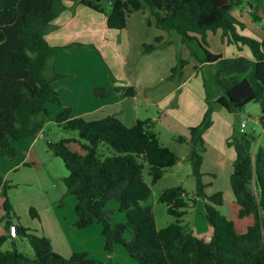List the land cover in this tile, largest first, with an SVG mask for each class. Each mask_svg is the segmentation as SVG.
Masks as SVG:
<instances>
[{
	"label": "trees",
	"instance_id": "1",
	"mask_svg": "<svg viewBox=\"0 0 264 264\" xmlns=\"http://www.w3.org/2000/svg\"><path fill=\"white\" fill-rule=\"evenodd\" d=\"M69 1L104 13L111 29L125 28L131 12L148 9L158 28L179 37L201 64L198 69L209 70L206 76L202 74L206 104L202 119L189 128V136L176 137L189 145L187 158L192 164L196 190L193 197L186 195L182 185L159 193L158 201L174 217L161 228L156 227L151 206L144 204L151 188L143 178V169L147 165L150 182L155 183L180 157L161 143L155 120L138 118L128 126L114 115L96 119L73 116L72 109L63 106L51 85L61 76L54 69L56 55L71 44L52 46L45 34ZM248 2L252 18L260 19L258 7ZM242 7L243 0H113L106 11L102 0H0V156L13 159V141L40 131L48 113L46 104H57L61 109L56 125L64 131L76 130L85 141L81 142L82 153L67 146L79 141L76 138L47 141L49 152L59 157L67 170L63 177L65 196L76 198L73 227L82 229L99 223L108 254V262L91 258L86 251H74L65 257L52 248L48 237L17 223V236L28 239L34 256L18 251L15 239L6 232L0 234V264H112L115 244H121L138 264H264V149L258 147L252 154L237 151L234 159L230 185L235 216L244 219L239 230L220 210L224 204L222 192H205L200 170L205 149L203 134L212 124L213 110L223 107L238 114L254 101L259 103V117L264 121V37L258 39L238 32L237 27L244 28L245 24L232 12ZM218 29L222 40L236 44L239 50L247 46L254 61L251 63L243 54L223 59L220 53L211 51L206 35ZM160 40L161 36H157L156 41ZM169 42L171 38L164 41ZM143 47L144 52H149L157 45L145 43ZM177 58L169 75L175 81H179L188 62L179 55ZM251 72L253 82L249 81ZM93 93L105 96L108 90L95 87ZM133 94V88L127 89L126 95ZM100 143L111 147L114 153L99 155ZM226 143L232 145V138ZM9 186L0 173L1 208L6 216L12 210ZM196 197L203 200L206 221V229L200 233L184 222ZM110 199L117 200L124 221L111 223L110 212L105 208ZM29 213L38 218L34 207L29 208ZM126 232L130 234L128 240L124 237ZM8 239L11 248L3 249Z\"/></svg>",
	"mask_w": 264,
	"mask_h": 264
},
{
	"label": "crops",
	"instance_id": "2",
	"mask_svg": "<svg viewBox=\"0 0 264 264\" xmlns=\"http://www.w3.org/2000/svg\"><path fill=\"white\" fill-rule=\"evenodd\" d=\"M247 11L250 9L247 10L242 7L232 13L245 24ZM137 13H141L142 16L133 18L135 23L133 26L130 19ZM258 15L260 16L259 13ZM142 17L147 18V25ZM260 18L261 21H264L262 16ZM52 24V29L45 34L47 42L52 46L71 45L57 53L54 69L61 76L52 80L51 85L58 93L63 106L72 109L73 116L96 119L106 115H114L126 125L131 126L138 118L150 117L158 122L160 120V118H156V113H158L169 116L173 121H170L168 126L176 127L178 130L180 128L189 130L191 126L198 124L201 120L206 109L203 78L198 75V68L201 64L197 62L193 65L197 67L190 71H186L188 67L184 66L179 81L171 79L169 77L170 69L174 66L178 55L183 58L189 56V50L184 44H181L176 35H171V42L164 43V41L169 40L167 32L155 25L154 18L147 15L146 9L130 13L125 28L111 29L106 25V17L101 16L100 12L83 4L69 1L66 3V8L52 21ZM102 32L105 34H101ZM210 33L220 35V30L207 32V44H209ZM245 33L252 36L247 32ZM112 36L115 40L110 39ZM157 36H161L160 41H156ZM263 37L264 31L261 36L255 38L262 39ZM220 41L225 46H223L222 51H219L223 59L243 54L249 58L251 63L254 61L251 59L248 47L245 46L239 50L234 43L228 44L221 39ZM173 42L180 43L179 54ZM96 43L100 44V47H97ZM145 43L155 44L157 47L149 52H144L143 44ZM114 48L119 51V57L112 55ZM105 57L111 59L115 68H110ZM189 61L191 62L192 58ZM95 87L107 89L108 94L105 96L95 95L93 93ZM129 88L134 89L132 96L126 95ZM140 105L143 106V110H141ZM46 107L48 113L45 116L43 128L34 135L13 141L16 150L13 159L0 156V173L10 183V186L11 184H18L17 174L21 168L32 169L31 167L41 164L46 172L40 175L42 176L40 184L51 192L54 189L61 192L57 187L58 184L50 180V171L57 167L61 174L58 177L60 180H63L66 172L61 171V159L49 152L47 141L50 139L47 138L46 134L47 126L51 122L56 124V115L61 108L51 102H48ZM221 109L225 108H218V113H221ZM224 115L226 117L227 114ZM177 117L180 118L176 119ZM219 117L224 122L221 125L223 128L217 130V140L220 139L221 147L225 145L228 148L230 146L226 144V141L230 139L232 124L230 118L223 120L222 116ZM234 154L236 157V153ZM23 182L25 181L23 180ZM69 196L67 198L70 201L68 219L66 213H62V207L57 204L59 197H54L50 201L47 200L45 206L41 204L42 202L35 204V207L31 206L38 213L37 228L39 231L22 223H26V221L18 215V209L15 204L13 205L9 193L8 197L12 210L10 216H6L1 208L3 197L0 194V234L7 232L8 224L19 223L28 227L32 233L48 237L52 248L65 257L70 256L74 251H86L91 258L105 259L108 255L104 250V239L100 235V224L94 222L82 229L73 227L76 198L74 196L71 198L72 195ZM64 205L65 202L62 206ZM62 222L66 225L65 230H62ZM45 223L48 225V230L45 229ZM65 233L68 240L63 238ZM10 237L15 240L18 238V236ZM113 250L116 257L119 252L116 244ZM94 253H99L102 257H95ZM120 254L126 261H129L121 251ZM112 257L114 256L112 255Z\"/></svg>",
	"mask_w": 264,
	"mask_h": 264
},
{
	"label": "rangeland",
	"instance_id": "3",
	"mask_svg": "<svg viewBox=\"0 0 264 264\" xmlns=\"http://www.w3.org/2000/svg\"><path fill=\"white\" fill-rule=\"evenodd\" d=\"M248 1L249 0H243V7L247 10L250 9L249 7L250 3ZM250 1L252 4L258 7L259 9L258 13L260 14V16L264 18V0H250ZM112 2L113 0H102V3L106 8V11L109 10V6ZM100 14L101 16H105L104 13H100ZM246 14H247L246 17L247 21L245 22V27L244 28L237 27V30L243 35H247L245 33L247 32L248 34L255 37L261 36L264 31V21H261V18L256 20L253 19L249 11H247ZM147 15H149L148 9H147ZM138 16H142L141 13H137L133 15V17L131 16L130 23L133 24V26H135L133 18H136ZM142 18L147 25V18L144 17ZM101 34H105V33L102 32ZM167 34H168L167 37L171 38L170 33L167 32ZM110 39L115 40L113 36L110 37ZM220 39L222 40L221 30H220V35L218 33L216 35L210 33L208 45L211 51L219 53V51H222L224 49L225 46L221 44ZM224 39H226V37H224ZM173 43L175 44L176 51L178 50V54H179L181 47L180 43L179 42L177 43L173 42ZM228 44H233V43H228ZM96 45L97 47H100V44L96 43ZM243 47H245V45H243L242 48ZM112 55L115 57H119V51L114 48V50L112 51ZM190 58H192L191 62L189 61ZM184 59L188 60L187 64L185 65V67H188L186 71H190L191 69H194L195 66L193 65L198 62L196 61L195 57L190 54V52H189V56H185ZM105 60L109 64L110 68H115L113 66L111 59L105 57ZM177 61L178 58L176 59L175 64L177 63ZM205 73L208 74L209 70L208 69H205L204 71L199 70L198 75L202 76V74L205 75ZM248 76H249V81L253 82L252 72L248 74ZM189 105L191 104L189 103ZM140 108L141 110H143L142 105H140ZM221 110H222L221 113H218V109L213 110L211 113L212 124L210 125L211 128L210 127H209L210 129L208 128L209 131L206 130L207 132H205L204 134L205 149L202 152L201 164L202 163L203 164L200 166V170L202 172V181L204 184H206L205 192L207 194H211L216 191L222 192L224 198V204L220 208V210L226 216V218L234 222L236 230H239L240 227L244 224V219H237L235 216L234 196L230 185V175L233 171V163L235 159L234 153L240 151L242 153L252 154L258 147H262L264 149V121H261L259 117L260 107L258 102H254V101L248 102L238 114L228 113V112L226 113L225 109H221ZM224 114H227L226 117ZM219 116H222V118H224L223 120H225V118H230V122L232 124V130L229 136L230 138H232L233 144L229 145L230 147L228 148H226L225 145H223L224 147H221L220 139L217 140L218 139L217 130L223 128V126L221 125L224 122ZM141 117H145V116H141ZM157 117L160 118V120L157 119L159 120L158 122L155 120V129L159 132L161 143L164 146L170 148L180 157L179 161L172 167L168 168L164 172L163 176L155 183L150 182V176L148 174L147 165H145L143 169V178L145 182L150 185L151 188V193L147 198V200L144 201V204L151 206L152 211L154 213L156 227L161 228L167 225L168 223L174 221V217L169 215L167 212V207L163 203L158 201L159 193L167 187L182 185L186 192V195L188 197H193L196 190V180L192 173V164L187 158L189 145L187 142H180L176 139V137L180 135L189 136V130H182V128L178 130L176 129V127H169L168 123L170 121H173L169 116L167 117L164 114L156 113V118ZM178 118L180 117H177L176 119ZM242 120L244 121L245 126L241 128L240 122ZM233 132L236 133V136L234 137L232 136ZM46 134H47V138L50 139L51 141H57L60 138H76L79 141H71L67 144V146L69 147V149L73 151H77L79 153H82L84 151L81 148V142H85V141L79 138L78 132L76 130L64 131L61 130L55 123L51 122L47 126ZM98 153L103 157L114 153V150L108 145L104 143H100L98 146ZM60 167H61V171H65L66 172L65 174H67V170L64 167L63 163L62 165L60 164ZM31 168L32 169H28L27 167L21 168V171H19V173L17 174L18 184L16 185L11 184V186H9L8 188L9 192H7L9 193V196L12 199L13 205L15 204V206L18 209V215L23 217V220L26 221V223L22 221L21 222L25 225L30 226L32 229L39 230V228H37L38 218L31 217L29 213V208L31 206H34L38 202H42L41 204L45 206L46 205L45 202L47 200L50 201L54 197H59V201L57 200V204L62 207V213H66L65 215L68 219V215L70 213V201L67 198L70 196H65L64 194L66 190L65 185L63 183V180H60L58 178L61 175L60 171L57 169V167L53 168V170L50 171V180L55 181V183L58 184L57 187L59 188V191H61L58 192L57 189H54L51 192L43 188V186L40 184L42 177L40 175H43L46 172L45 169H43V166L41 164H37ZM23 180L25 182H23ZM8 184L10 185L9 182ZM71 198L74 197L72 196ZM64 202L65 205L62 206ZM105 208L110 212L112 224L124 221L125 219L124 213L119 210L118 202L116 199H110ZM186 221L189 222L190 227H192L197 233H200L206 229V221L203 212V200L200 197H196L195 205L192 208L188 209V213L185 216L184 222ZM61 227L62 230L66 229V225L64 222H62ZM45 229L48 230L47 223H45ZM124 237L127 240L130 239L129 232H126ZM63 238L68 240L66 233L63 236ZM102 238L104 239L103 236ZM54 242H56V240H54ZM15 243H16V249L18 251L28 255L29 257L34 256V251L27 238L18 237L15 240ZM2 247L3 249H10L11 240L8 239L3 244ZM116 248H118L119 252L116 254L115 257L113 250L112 255L114 257H112L111 255L112 264H138L136 260H134L127 254L125 248L121 244H116ZM120 251L122 252V254H124V256H126V258H128L129 261H126L121 256ZM93 255L94 256L96 255L95 257H102V255L99 253H94ZM106 258L103 259V261H107ZM98 259L102 260L101 258Z\"/></svg>",
	"mask_w": 264,
	"mask_h": 264
},
{
	"label": "built area",
	"instance_id": "4",
	"mask_svg": "<svg viewBox=\"0 0 264 264\" xmlns=\"http://www.w3.org/2000/svg\"><path fill=\"white\" fill-rule=\"evenodd\" d=\"M245 124H244V121L242 120L240 122V127H244ZM7 233L9 234V236H12V237H16L17 236V227H16V224L15 223H11L8 225L7 227Z\"/></svg>",
	"mask_w": 264,
	"mask_h": 264
}]
</instances>
